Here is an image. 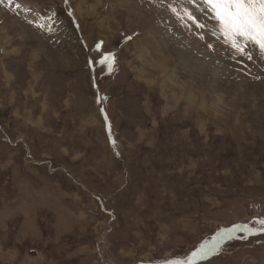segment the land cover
Segmentation results:
<instances>
[{"label":"rangeland","instance_id":"obj_1","mask_svg":"<svg viewBox=\"0 0 264 264\" xmlns=\"http://www.w3.org/2000/svg\"><path fill=\"white\" fill-rule=\"evenodd\" d=\"M170 5L204 19L188 0L0 3V195L44 202V181L70 208L2 217L0 264H162L261 227L264 58ZM236 237L200 264H264V232Z\"/></svg>","mask_w":264,"mask_h":264},{"label":"snow or ice","instance_id":"obj_2","mask_svg":"<svg viewBox=\"0 0 264 264\" xmlns=\"http://www.w3.org/2000/svg\"><path fill=\"white\" fill-rule=\"evenodd\" d=\"M67 3V0H65ZM192 3L196 10L204 18L200 20L188 8L183 9V15L177 7L171 6V11L181 19L186 26L195 25L198 29H207L211 36L227 46L232 51L233 58L245 57L248 60L253 59L252 52L256 50L258 55L264 58V0H188ZM4 3V0H0ZM9 5L13 4V0H7ZM21 5L15 4V8L19 9ZM71 16L72 13L69 12ZM191 21V25L188 24ZM212 22L209 27L208 22ZM56 23V13L46 17H40L36 26L45 29L48 32L54 31L53 25ZM201 40L205 39L204 34H200ZM127 39H132L131 36ZM209 48L213 47L212 43H208ZM101 44L96 45L99 52ZM116 54L111 51L100 52V58L96 61L101 66H106L109 72L114 70L116 63ZM103 99H106L104 97ZM103 112V108L101 109ZM105 120L107 115L105 114ZM109 136L112 135L111 125L109 124ZM115 146V140L112 141ZM261 227L251 228L246 224H237L231 228L224 229L223 232L217 233L210 240L201 243L194 251L185 259H173L163 261L162 264H200V261L217 254L225 241L236 237L238 231L244 230L248 234L264 232V219L257 221Z\"/></svg>","mask_w":264,"mask_h":264},{"label":"crops","instance_id":"obj_3","mask_svg":"<svg viewBox=\"0 0 264 264\" xmlns=\"http://www.w3.org/2000/svg\"><path fill=\"white\" fill-rule=\"evenodd\" d=\"M27 183H29V181L22 182L21 186L27 188ZM41 185V188H43V190L40 191V188L38 189V191L39 193L46 194L44 202L41 201L39 195H34L33 197H28L24 195H20L19 197H2L0 195V219L2 217L8 218V216H13L14 214H17L19 212L24 215L25 220L30 218L39 220V217L47 213H52V211L54 210H58L60 211V213H62L64 211H68L67 209H70L69 205L65 204V201L68 202L69 200L67 197H64L60 189L59 194L57 196L58 198H56L57 191L54 190V188L58 189V187L55 184H52V188H49L45 185V182L43 181L41 182ZM33 205L37 208L35 212H39L38 219H36L35 217H27L25 215V212L29 210V208H31ZM50 208H52V210H50Z\"/></svg>","mask_w":264,"mask_h":264},{"label":"bare ground","instance_id":"obj_4","mask_svg":"<svg viewBox=\"0 0 264 264\" xmlns=\"http://www.w3.org/2000/svg\"><path fill=\"white\" fill-rule=\"evenodd\" d=\"M134 42H135V41H134ZM193 46H194V45H193ZM143 51H145V50H143ZM145 54H146V53H145ZM145 54H144V55H145ZM141 58L143 59V61H145V59H144L145 56H141ZM175 80H176V79H175Z\"/></svg>","mask_w":264,"mask_h":264},{"label":"water","instance_id":"obj_5","mask_svg":"<svg viewBox=\"0 0 264 264\" xmlns=\"http://www.w3.org/2000/svg\"><path fill=\"white\" fill-rule=\"evenodd\" d=\"M228 241V240H227ZM226 242V241H225Z\"/></svg>","mask_w":264,"mask_h":264}]
</instances>
